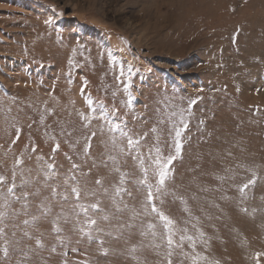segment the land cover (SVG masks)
I'll use <instances>...</instances> for the list:
<instances>
[{"label": "rangeland", "instance_id": "1", "mask_svg": "<svg viewBox=\"0 0 264 264\" xmlns=\"http://www.w3.org/2000/svg\"><path fill=\"white\" fill-rule=\"evenodd\" d=\"M129 66L131 107L124 77L116 80L121 70L128 75ZM197 96L166 181L179 198L169 195L160 205L195 241V249L183 241L187 255L174 247L172 264H190L194 252L203 257L199 264H264V0H0V175L11 182L13 171L31 169L37 182L16 191L39 193L26 210L14 201L12 209L19 211L10 210L0 224L12 242L5 257L0 240V264H168L162 222L132 217L133 210L141 212L145 189L126 181L129 207L116 212L95 184L103 178L110 187L118 174L101 163L112 153L100 143L108 139L98 131L100 121L84 129L78 113L88 112L89 99L97 114L102 105L115 109L112 119L122 128L148 133L142 141L147 150L156 136L151 128L166 133L170 127L159 125L162 115L187 109ZM92 130L97 135L89 159L78 154L85 141L71 145ZM17 159L22 165H15ZM53 160L60 178L50 184L62 185L73 163L87 173L78 176L80 184L98 195L83 202L99 199L113 217L100 222L102 231L81 234L62 219L55 225L61 230H53V218L70 212L72 197L58 199L47 218L32 219L50 193L41 187L38 168ZM137 163L122 159L121 170L135 179ZM253 174L255 183L241 194L238 187ZM117 223L132 227L110 226ZM179 236L173 237L178 243Z\"/></svg>", "mask_w": 264, "mask_h": 264}, {"label": "snow or ice", "instance_id": "2", "mask_svg": "<svg viewBox=\"0 0 264 264\" xmlns=\"http://www.w3.org/2000/svg\"><path fill=\"white\" fill-rule=\"evenodd\" d=\"M46 23H51V21H46ZM235 40V37L233 38ZM114 59V58H112ZM68 63L71 65L73 61L69 59ZM132 68L129 66L128 75H125L124 71L121 70L119 75L116 76V80L120 81L122 77L125 79L124 89L128 92L127 97V106L131 107L134 97L129 92V83L131 80ZM83 90V89H82ZM200 97L197 96L196 99L190 100L187 105V109L179 108L168 111L167 113L162 115V118L159 120V125H164L165 123L169 124L170 127L165 130L163 127H153L151 128V133L156 134L155 140L152 146L148 147L147 150H144L142 141H144L145 137L148 133H144V135H140L139 133H134L131 130H125L121 127V123H116L113 121L112 117L117 115L115 109H107L101 106L99 113H96V110L92 108V101L86 100L88 104L89 110L87 113L79 112V118L83 122V128L89 129L94 120L100 121L98 131L101 134H106L108 136L107 140H101V145L105 149V152L112 153L107 155L105 159L101 161V163L105 167L110 166V174L116 173L118 174V180L113 182L110 187H105L103 183V178L97 179L95 184L99 189L103 190V195L107 196L110 201V206L114 207L116 212H121L124 209H127L129 205L124 202V194L127 193L129 197H131L132 193L129 189L125 187L126 181H131L134 185L138 187H143L145 189L146 194L143 195V199L141 200V212H137L133 210L132 217L136 218L141 215H152L159 219L162 222L163 228L165 230V236L162 238L166 240V247L169 249L167 252V262L168 264H172V255L173 248H181V254L187 255L182 251L183 241L188 240L191 242L190 246L195 249V241L194 238L190 235H187L186 228H179L176 226L175 221L170 218L168 215L161 210L160 205L164 204V198L171 195L175 198L176 194L174 192H170L166 187V181L170 177V166L173 164V161L181 154L183 140L182 137L185 132L189 129V115L190 110L194 104H196L197 100ZM45 112L50 113V109H46ZM45 119V113L42 112L40 116V121L43 123ZM201 125H203V121H200ZM106 125V127H105ZM19 129H17V138H19ZM68 135H71L68 133ZM97 135V130H92L90 135H85L80 137L76 143L72 144L71 147L75 148L76 144L80 143L81 140L85 141L83 145V149L79 155H82L85 158L90 157V148L92 147V139ZM55 140V137H50ZM126 141V144H125ZM15 143V141H13ZM60 144L56 143L53 147V152L59 149ZM167 147L169 152L167 155L164 154V148ZM32 151H36L35 145H33ZM101 155H104L103 153ZM131 156L133 161H137V167L139 169L140 176L133 179V173L122 171L121 170V161L127 157ZM42 157H37V161H41ZM15 165H22V161L17 159L15 161ZM98 165L94 162L93 167H97ZM80 165L73 163L71 168L63 176L62 185L61 183L50 184V181L59 180L60 173L55 167V161H43L38 168V175H43V181L41 182L42 188H50L49 196L46 199H41L39 203L36 204L37 209H39V215H35L32 217L34 221L39 222L42 219L47 218L49 214H51L53 206L59 201H68L70 197L74 198V203L69 205L70 212L65 213L63 217L56 216L53 218V230L59 232L61 229L55 227V225L62 219L65 224L69 223L71 220L74 223V226H78L81 234L90 235L91 232L102 231L103 229L100 227L101 221H111L113 217H110L104 211V208L101 207V201L97 199L93 203H85L84 200H87L90 197H96L98 195V190H87L82 187L80 184V180L78 179L79 175H87V173L80 172ZM25 171L29 173V175L25 176ZM91 171V170H90ZM31 169L25 170L21 168L20 172L17 173L13 171L11 182H9L8 178L4 175H0V224H3L4 220L8 217L9 211L13 212L19 211V209H12V203L14 201H21L24 209L26 210L31 203L30 198L37 196L39 193L37 191L29 192V191H21L17 193V188H24L27 185H31L34 182H37V176H31ZM20 176L19 184H17L16 177ZM230 178V177H229ZM220 179H224V177H220ZM256 181V176L253 174V178L247 180L246 183L240 185L238 190L241 194L245 192V190L253 185ZM63 187V190H61ZM159 201V205L156 203ZM121 205L123 207H121ZM63 212L64 209L62 208ZM99 212L101 215L96 216L95 214ZM83 217V219H81ZM117 221L120 218L115 217ZM27 223V221H25ZM187 223V222H185ZM111 227H132L131 224L117 223L114 225H110ZM149 228L155 229L154 224H149ZM175 229V230H174ZM177 234H180L178 243L173 239V237ZM14 235V234H13ZM28 235V233H25ZM152 235L155 237L156 232L153 231ZM7 233L5 232L4 227H0V240L3 241L4 247L3 252L5 257L9 255V249L12 245V242L8 240ZM57 239L63 240L62 237H57ZM37 244L40 243L39 240L36 241ZM105 251H107L105 249ZM190 260V264H199V261L203 259V257L199 253H193L188 256Z\"/></svg>", "mask_w": 264, "mask_h": 264}, {"label": "bare ground", "instance_id": "3", "mask_svg": "<svg viewBox=\"0 0 264 264\" xmlns=\"http://www.w3.org/2000/svg\"><path fill=\"white\" fill-rule=\"evenodd\" d=\"M119 47V46H118Z\"/></svg>", "mask_w": 264, "mask_h": 264}]
</instances>
